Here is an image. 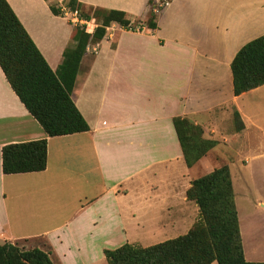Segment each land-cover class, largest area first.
<instances>
[{
	"label": "crops",
	"instance_id": "1",
	"mask_svg": "<svg viewBox=\"0 0 264 264\" xmlns=\"http://www.w3.org/2000/svg\"><path fill=\"white\" fill-rule=\"evenodd\" d=\"M76 1L124 12L131 22H143L151 4ZM6 2L55 72L74 45L75 26L54 16L45 0ZM155 24L143 33L112 24L101 42L87 46L72 93L89 126L86 133L47 137L0 69V244L41 240L54 264H107L104 251L124 244L147 248L187 234L199 212L186 192L197 178L194 170L204 169L205 157L186 167L174 118L190 120L206 139L230 143L240 154L262 144L261 155L253 158L264 159V85L235 97L231 75L237 52L264 36V0H172ZM96 27L91 19L86 33ZM133 37L134 43L124 41ZM129 63L134 72L127 71ZM252 95L258 102L247 113L239 102ZM260 110L263 121L251 113ZM43 139L44 171L3 174L5 145ZM239 163V174L248 177L253 163ZM231 164L226 163L238 216L231 174L237 164ZM213 170L211 164L203 175ZM241 181L245 188L252 185L247 178Z\"/></svg>",
	"mask_w": 264,
	"mask_h": 264
},
{
	"label": "trees",
	"instance_id": "2",
	"mask_svg": "<svg viewBox=\"0 0 264 264\" xmlns=\"http://www.w3.org/2000/svg\"><path fill=\"white\" fill-rule=\"evenodd\" d=\"M45 1L49 2L54 16H62L57 3ZM65 5L78 11L85 21L94 19L97 27L88 34L84 27L75 26L74 45L64 51L61 65L53 72L6 0H0V69L21 104L49 138L89 131L72 100L87 46L101 42L106 28L112 24L124 30L138 25L156 29V16L151 12L143 22H131L121 11L84 7L76 0H67ZM231 75L235 97L264 85V36L237 52L231 63ZM233 118L238 123L236 129L241 130L243 125L239 115L235 113ZM172 125L189 169L216 145L215 141L204 137L200 126L188 119L174 118ZM1 154L4 175L39 173L46 168L47 142L43 139L8 144ZM186 196L197 205L199 212L198 221L187 234L147 248L124 244L115 250L104 251L107 264H264L245 260L227 165L194 179ZM50 255L49 248L46 252L41 249L18 252L13 244L0 245V264H54Z\"/></svg>",
	"mask_w": 264,
	"mask_h": 264
},
{
	"label": "rangeland",
	"instance_id": "3",
	"mask_svg": "<svg viewBox=\"0 0 264 264\" xmlns=\"http://www.w3.org/2000/svg\"><path fill=\"white\" fill-rule=\"evenodd\" d=\"M171 1L172 0H170V3ZM50 3L55 5L57 2L55 0H50ZM152 3L153 0L151 1L150 10H149V12L151 13H152L151 10ZM154 15L157 16L156 14ZM143 28L144 29L141 30V32H135V33H143L147 30L145 26ZM135 38L136 37H133V40L124 39V41L127 43H134L136 40ZM127 71L128 72L135 71L133 63L128 64ZM258 96L263 99L262 93L258 94ZM262 99L260 100V103L262 102L261 105L263 104ZM256 102L258 101H255V97L253 95L245 96L239 102V105L240 107L245 109V111L248 113V111H251L256 108ZM235 113L239 114L236 110H234L232 117L234 116ZM251 113L259 114L263 121V110H260L258 112L254 111ZM233 120L235 119L233 118ZM235 126H238L236 120H235ZM239 150L244 152L241 146L239 147ZM237 151L232 147L230 143L225 144L222 140H220L219 142L216 143L215 147L211 149L209 154L205 156L204 163L202 166H204V169L208 171L210 169L211 164L213 165L214 169L222 167L226 165V163L231 164L233 162L234 164L235 163L237 164V167H233L231 174L235 181L239 229L241 234L245 260L248 262H264V207L260 206L259 204V202L264 203V174L261 173L264 170V159H259L257 157L253 158L254 156L261 155L262 144H258L256 150H254L255 152L252 151L249 153V155L251 156H249L248 153L246 154L244 152V154H240ZM239 157L241 158L239 159ZM247 158L249 159L247 160ZM238 159L243 162L242 165H247L248 163H246V161L249 162V164L253 163L252 168L254 169L251 174H248V177L244 176V174L242 175L239 174V171L241 170L240 168L241 164L239 163ZM197 168L199 167H196V169ZM204 169H202L200 172H198V170H194L193 173L194 175L197 174L196 175L197 178L204 176L203 175V173H205ZM242 178L244 179L247 178L250 182H252V185L251 186L249 185L248 188H245L241 181ZM3 244L5 243H2L0 245ZM13 245L16 247L18 252H26V251H31L33 249L40 250V248H42L41 250L45 252L48 251L46 244H44V242L41 240H34V239L25 240L21 242H15ZM214 264H216V262Z\"/></svg>",
	"mask_w": 264,
	"mask_h": 264
},
{
	"label": "built area",
	"instance_id": "4",
	"mask_svg": "<svg viewBox=\"0 0 264 264\" xmlns=\"http://www.w3.org/2000/svg\"><path fill=\"white\" fill-rule=\"evenodd\" d=\"M57 2V7L61 11L62 17L65 18L71 25L73 26H80L85 27V30L87 32V24L88 21H85L80 18L78 11L76 10H70L66 5L67 0H55ZM170 5V0H153L152 3V13L158 14L161 11H164L168 6ZM143 25H138L136 28L128 29V31L131 32H141L143 30ZM86 51H89V48H86ZM96 50H92V53H95Z\"/></svg>",
	"mask_w": 264,
	"mask_h": 264
}]
</instances>
